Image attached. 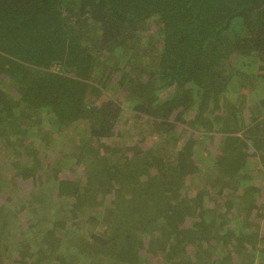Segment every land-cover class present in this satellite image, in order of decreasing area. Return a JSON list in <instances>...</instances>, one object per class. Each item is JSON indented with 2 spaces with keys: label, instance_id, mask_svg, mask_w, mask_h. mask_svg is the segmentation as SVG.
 <instances>
[{
  "label": "trees",
  "instance_id": "trees-1",
  "mask_svg": "<svg viewBox=\"0 0 264 264\" xmlns=\"http://www.w3.org/2000/svg\"><path fill=\"white\" fill-rule=\"evenodd\" d=\"M0 264H264V0H0Z\"/></svg>",
  "mask_w": 264,
  "mask_h": 264
}]
</instances>
